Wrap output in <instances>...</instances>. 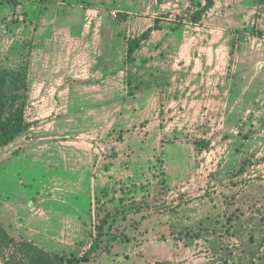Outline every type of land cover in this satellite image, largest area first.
Here are the masks:
<instances>
[{
    "label": "rangeland",
    "instance_id": "rangeland-1",
    "mask_svg": "<svg viewBox=\"0 0 264 264\" xmlns=\"http://www.w3.org/2000/svg\"><path fill=\"white\" fill-rule=\"evenodd\" d=\"M204 2L0 0V69L27 72L29 95L26 131L0 150L15 240L0 237V264H69L103 224L78 264H264V5L217 0L194 23ZM146 66L185 76L189 100L167 110ZM200 103L211 126L184 106ZM68 149L86 171L65 168Z\"/></svg>",
    "mask_w": 264,
    "mask_h": 264
},
{
    "label": "trees",
    "instance_id": "trees-1",
    "mask_svg": "<svg viewBox=\"0 0 264 264\" xmlns=\"http://www.w3.org/2000/svg\"><path fill=\"white\" fill-rule=\"evenodd\" d=\"M217 0H205L204 5L196 11L192 20L194 23H200L203 15L212 9ZM260 5H264V0H259ZM159 19H156L155 26L150 27L139 37L132 38L128 41L126 50V60L130 63L135 60V52L140 48L142 43L148 40L155 30H159ZM257 36V34H254ZM27 72L23 76L16 78L13 71L7 69H0V150L13 143L21 134H23L27 127L25 119L26 104L28 102V91L26 83ZM21 78L25 80V86L22 88L15 87L18 83L22 82ZM22 90L23 93H22ZM104 224L98 229L96 240L92 243L91 247L86 250L85 255L80 259L71 257L68 258L69 264H78L79 262H89L90 259L96 258L101 249V239L105 237ZM0 237L2 239H9L15 241L9 233L4 230L0 223ZM111 248L109 249V251ZM108 252V251H107Z\"/></svg>",
    "mask_w": 264,
    "mask_h": 264
},
{
    "label": "crops",
    "instance_id": "crops-1",
    "mask_svg": "<svg viewBox=\"0 0 264 264\" xmlns=\"http://www.w3.org/2000/svg\"><path fill=\"white\" fill-rule=\"evenodd\" d=\"M151 68H152V70L148 71V67L146 66V73H145L143 80L145 81V83H147L148 87L150 88V89H148V91H149L148 93L161 95L160 99L162 102H164L166 104L167 110H171L172 107H175V105L180 104V102L184 103L187 100H189V98H185V96L190 94L189 92H187L188 88H186V86L180 87V78L185 77V76L180 75V73L179 74L170 73V72L165 73V71L160 72V73H154L153 67H151ZM101 76H102L101 79H103L106 76V73H103ZM193 78H195V77H193ZM191 83H196V81L193 79L191 81ZM190 92L191 93L193 92L192 94H194L193 96H195V94H196L195 93L196 92L195 86H193V89ZM175 98L178 99L177 104L174 100ZM184 106H185V109H188L189 111L191 109H193V112H192L193 116L192 117H195V118L193 119L192 122H194V120H197L196 121L197 124H199V122L201 121V122H205L206 125L211 126V124L208 123V121H204V120L202 121L200 119L201 107L203 106V105H201V103H200V105L195 104V107H193V106L189 107L187 104L186 105L184 104ZM72 109H80V107L72 106ZM208 109H209L208 110V113H209V112H211V109H213V108L210 107ZM188 110H186V111H188ZM182 116H184V115H182ZM212 117H213V115H211V113H209L208 119L212 120ZM169 134L170 133H169V129H168V136H169ZM152 136H154V135H152ZM164 136L165 135H161V137H164ZM69 138H72V137H69ZM75 138L77 139V137H75ZM71 150L72 149H70V150L68 149L65 152V157L68 158L67 160L63 161L64 162L63 164H65V168L67 170H69L68 168H70V171H72V172H80V171L82 172L84 170L86 171L88 168V166L86 164L82 163V161H76L75 158H77V157H74V159H73V157L69 158L67 156V153L71 152ZM19 156H21V155H19ZM31 157H32V155H31ZM20 158L21 157H18V159H20ZM19 209L20 208H16V210H15V216H14L15 223L13 224V228H16L18 230H20L21 228L26 229V227H24V226H27L28 224L24 225L23 223H21L22 219L20 216L21 212L19 213ZM0 217H2V216H0ZM2 219H4V218L2 217ZM79 219H80V217H79Z\"/></svg>",
    "mask_w": 264,
    "mask_h": 264
}]
</instances>
